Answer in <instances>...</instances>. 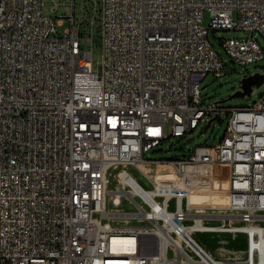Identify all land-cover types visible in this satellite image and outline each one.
Returning a JSON list of instances; mask_svg holds the SVG:
<instances>
[{"label": "built area", "instance_id": "2783aa9c", "mask_svg": "<svg viewBox=\"0 0 264 264\" xmlns=\"http://www.w3.org/2000/svg\"><path fill=\"white\" fill-rule=\"evenodd\" d=\"M41 7L0 0V264H264V92L250 107L199 106L203 78L225 69L209 31L247 34L220 41L234 65L264 59V0H99V72L73 2L68 16ZM223 112L217 144L144 159ZM215 164L228 166L226 212L194 217V169ZM197 233L243 235L242 256L213 257Z\"/></svg>", "mask_w": 264, "mask_h": 264}, {"label": "rangeland", "instance_id": "374dc122", "mask_svg": "<svg viewBox=\"0 0 264 264\" xmlns=\"http://www.w3.org/2000/svg\"><path fill=\"white\" fill-rule=\"evenodd\" d=\"M73 2V14H74V26L80 35V44L84 49L91 47L92 56V69L94 72H99L101 51L99 41V0H42V14L49 17L68 16L72 12ZM56 4L57 10L51 12V7ZM94 8H96L95 22L92 27L88 26L87 22L82 21V18H88L93 16ZM209 22L208 14H204V24L207 26ZM70 21L64 20L60 27H57V31L62 35L63 31L70 28ZM92 37V43L87 39ZM246 33L224 32V31H209V41L213 49L220 55L224 61L225 69L222 71L220 77L216 75L208 74L200 83V100L199 106L206 108L208 106H217L219 108H230L235 106L250 107L258 101L260 96L264 92V84L258 88L252 87L251 93L243 98H231V96L240 90V82L246 77L254 74H264V59L262 61L247 65L246 67H240L234 65L229 58L225 55L223 49L220 46L221 39L231 38H243ZM262 53L264 55V40L256 35ZM214 115L207 116L201 125L193 131L190 135H186L184 138H170L165 140L160 146L154 148L151 151L144 153V159L150 160H170L172 158L184 159L192 154V150L195 147L207 145L213 146L217 144L223 137L229 114L223 112L219 119L211 122L210 128L204 132V126L210 118ZM213 165H209L208 168ZM128 172L138 182V184L148 189L149 185L145 178L134 168H129ZM201 184L203 187L209 186L208 181L205 179ZM206 181V182H205ZM208 183V184H207ZM207 184V185H206ZM192 207V206H190ZM225 207H192L191 213L194 217L204 218L205 216L212 214L214 217H219L226 212ZM123 211H133L131 205L123 201L120 207ZM194 239L201 244L208 253L213 257L222 261H231L233 258L242 256V252L245 247L244 236L236 235L232 238L226 234H210V233H197L194 235Z\"/></svg>", "mask_w": 264, "mask_h": 264}, {"label": "bare ground", "instance_id": "6f19581e", "mask_svg": "<svg viewBox=\"0 0 264 264\" xmlns=\"http://www.w3.org/2000/svg\"><path fill=\"white\" fill-rule=\"evenodd\" d=\"M188 170L193 171L192 168H188ZM194 174L197 180H195L189 191L187 201L189 208L227 206L229 175L227 165L215 164L210 168L204 166L194 169ZM202 178L208 181L209 186H201L199 180H202Z\"/></svg>", "mask_w": 264, "mask_h": 264}, {"label": "water", "instance_id": "95a60500", "mask_svg": "<svg viewBox=\"0 0 264 264\" xmlns=\"http://www.w3.org/2000/svg\"><path fill=\"white\" fill-rule=\"evenodd\" d=\"M262 84H264V74H262V75L254 74V75H251L249 77H246L243 80H241V82H240V90L238 92L234 93L230 99H232V98H243L245 96H248V95H250L253 86L255 88H258ZM218 119H219L218 116H214L213 118L208 120L206 125L204 126V129H203L204 132H206L210 128L212 121H216Z\"/></svg>", "mask_w": 264, "mask_h": 264}]
</instances>
